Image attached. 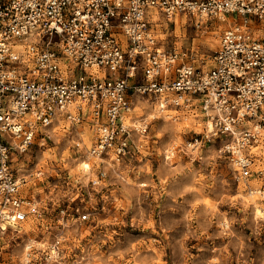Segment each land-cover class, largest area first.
<instances>
[{"label":"built area","instance_id":"obj_1","mask_svg":"<svg viewBox=\"0 0 264 264\" xmlns=\"http://www.w3.org/2000/svg\"><path fill=\"white\" fill-rule=\"evenodd\" d=\"M156 13L225 22L208 70L159 46L150 28ZM132 96L173 121L200 118L209 136L185 148L217 138L238 181L264 180V167L253 169L264 151V0H0V224L41 218L21 193L14 153L47 139L60 117L88 122V156L118 164L147 130L133 117ZM104 176L99 168L92 184ZM250 190L264 196L262 185ZM2 251L0 264H12ZM24 253L21 264H64L59 239L39 259L33 245Z\"/></svg>","mask_w":264,"mask_h":264},{"label":"rangeland","instance_id":"obj_2","mask_svg":"<svg viewBox=\"0 0 264 264\" xmlns=\"http://www.w3.org/2000/svg\"><path fill=\"white\" fill-rule=\"evenodd\" d=\"M154 15L150 28L161 46L199 71L210 68L225 22ZM131 99L133 117L147 130L118 164L88 156L86 121L61 119L43 142L14 153L11 167L25 179L21 193L37 203L41 218L6 226L2 256L21 264L33 245L39 259L59 239L64 264H264V196L250 193L264 180L238 181L217 138L185 148L208 133L200 118L173 121L149 99ZM263 153L253 169L264 167ZM99 168L105 176L93 185Z\"/></svg>","mask_w":264,"mask_h":264},{"label":"bare ground","instance_id":"obj_3","mask_svg":"<svg viewBox=\"0 0 264 264\" xmlns=\"http://www.w3.org/2000/svg\"><path fill=\"white\" fill-rule=\"evenodd\" d=\"M153 18L157 19V15H153ZM157 20H158V19H157ZM154 108H155V107H154ZM59 120H61L60 117L57 118V121H59ZM205 126H206V125H205ZM206 130H207V132L209 131V129L207 128V126H206ZM205 135H206L207 137L209 136L208 133H206ZM167 155H168V154H167ZM15 228H16V227H15ZM6 229H7L6 225H4V224L1 223V224H0V234L3 233V231L6 230ZM15 231H16V230H15ZM26 248H27V247H26ZM26 248H25V249H26ZM25 249H24V250H25ZM24 257H25V256H24ZM24 259H25V258H24Z\"/></svg>","mask_w":264,"mask_h":264},{"label":"crops","instance_id":"obj_4","mask_svg":"<svg viewBox=\"0 0 264 264\" xmlns=\"http://www.w3.org/2000/svg\"><path fill=\"white\" fill-rule=\"evenodd\" d=\"M159 46L161 47V48H164L163 46H161L160 44H159ZM165 49V48H164Z\"/></svg>","mask_w":264,"mask_h":264}]
</instances>
